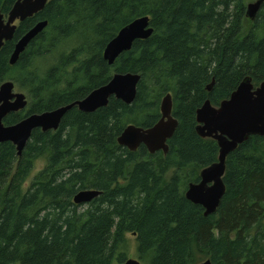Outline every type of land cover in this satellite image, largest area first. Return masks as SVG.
<instances>
[{
    "label": "trees",
    "instance_id": "trees-1",
    "mask_svg": "<svg viewBox=\"0 0 264 264\" xmlns=\"http://www.w3.org/2000/svg\"><path fill=\"white\" fill-rule=\"evenodd\" d=\"M17 1L0 0V12ZM146 16L153 35L109 65L108 43ZM41 21L48 26L10 65ZM116 73L141 75L132 104L112 97L94 113L73 108L57 131L35 130L21 156L0 144V264H123L129 236L142 264H264V137L228 156L215 214L185 197L219 157L217 142L196 131L197 110L207 100L218 107L247 77L264 82V5L251 22L246 0H51L0 51V87L12 81L28 101L3 122L82 100ZM167 94L178 121L168 153L120 146L129 125L161 119ZM83 190L101 195L77 205Z\"/></svg>",
    "mask_w": 264,
    "mask_h": 264
},
{
    "label": "water",
    "instance_id": "water-1",
    "mask_svg": "<svg viewBox=\"0 0 264 264\" xmlns=\"http://www.w3.org/2000/svg\"><path fill=\"white\" fill-rule=\"evenodd\" d=\"M49 1L51 0H18L7 16L0 12V51L6 42L13 40L18 24L42 12ZM263 5L264 0L248 4L246 18L251 22L255 21ZM47 26V21L37 23L15 44L10 65L18 62L20 55ZM153 33L149 17L134 20L108 43L103 54L104 60L113 65L120 55L132 49L135 41L147 40ZM140 80V74L116 73L106 85L95 89L84 99L53 111L30 115L10 126L4 124V119L11 113L23 111L28 101L24 93L16 92L12 81H7L0 87V144L12 143L21 156L35 130L57 131L65 115L73 108L83 113H94L106 107L112 97L125 104H132ZM212 85L207 88L208 91H211ZM172 111V96L167 94L160 105L161 119L150 128L129 125L118 138V144L131 152L143 145L150 154L158 151L167 154L168 141L178 127ZM196 121L198 135L217 142L219 157L216 163L201 171L198 183L188 186L185 197L191 203L201 206L205 216H211L217 212L226 193L224 176L228 156L251 137H264V82L255 88L252 78H245L218 107L207 100L197 110ZM100 195L101 192L97 190H83L75 195L74 203L87 204ZM123 264L142 263L138 259H128ZM200 264L213 263L207 260Z\"/></svg>",
    "mask_w": 264,
    "mask_h": 264
},
{
    "label": "rangeland",
    "instance_id": "rangeland-1",
    "mask_svg": "<svg viewBox=\"0 0 264 264\" xmlns=\"http://www.w3.org/2000/svg\"><path fill=\"white\" fill-rule=\"evenodd\" d=\"M256 0H246V7L248 4L250 3H254ZM16 92H21L20 90L15 89ZM22 93V92H21ZM43 166V163L41 161H39L37 163V167H36V171H38L39 169H41ZM172 173H170L167 176V180L171 177ZM128 259H138V250H137V241L135 238H133L132 236H129L128 238ZM144 264V263H143Z\"/></svg>",
    "mask_w": 264,
    "mask_h": 264
}]
</instances>
